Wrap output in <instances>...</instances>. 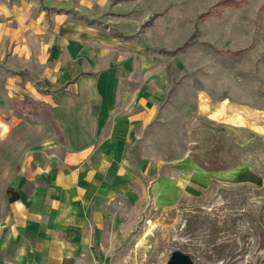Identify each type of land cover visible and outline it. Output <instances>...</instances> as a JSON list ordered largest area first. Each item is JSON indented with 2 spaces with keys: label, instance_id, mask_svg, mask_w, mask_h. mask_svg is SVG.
<instances>
[{
  "label": "crops",
  "instance_id": "0c3cea01",
  "mask_svg": "<svg viewBox=\"0 0 264 264\" xmlns=\"http://www.w3.org/2000/svg\"><path fill=\"white\" fill-rule=\"evenodd\" d=\"M113 1L0 0V264H111L138 222L127 148L132 127L166 100V78L144 59L128 14L101 16L117 13ZM181 73L197 115L232 124L230 110L242 113L241 102L215 99V81L204 89ZM133 105L143 113L130 115ZM26 128L36 136L23 139ZM219 172L186 158L156 180L153 204L174 206L188 190L226 183Z\"/></svg>",
  "mask_w": 264,
  "mask_h": 264
},
{
  "label": "rangeland",
  "instance_id": "374dc122",
  "mask_svg": "<svg viewBox=\"0 0 264 264\" xmlns=\"http://www.w3.org/2000/svg\"><path fill=\"white\" fill-rule=\"evenodd\" d=\"M113 3L117 13L101 16L133 19L144 59L165 72L166 100L152 120L132 127L127 154L137 169L142 203L135 228L111 264H166L174 251L193 264H264V0ZM181 72L204 89L215 81V99L241 102L242 113L237 104L230 110L232 124L197 115L191 86L181 88ZM223 81L229 83L225 90ZM142 83L136 75L135 86ZM128 113L137 116L143 109L133 105ZM41 120L39 131L46 126ZM36 134L26 128L23 139ZM191 156L214 169H237L236 176L218 178L226 183L214 180L209 190H188L174 206L154 205L156 180Z\"/></svg>",
  "mask_w": 264,
  "mask_h": 264
},
{
  "label": "water",
  "instance_id": "95a60500",
  "mask_svg": "<svg viewBox=\"0 0 264 264\" xmlns=\"http://www.w3.org/2000/svg\"><path fill=\"white\" fill-rule=\"evenodd\" d=\"M166 264H193V262L186 254L174 251Z\"/></svg>",
  "mask_w": 264,
  "mask_h": 264
},
{
  "label": "trees",
  "instance_id": "16d2710c",
  "mask_svg": "<svg viewBox=\"0 0 264 264\" xmlns=\"http://www.w3.org/2000/svg\"><path fill=\"white\" fill-rule=\"evenodd\" d=\"M156 16V15H155ZM195 162L203 169L207 170V171H223L226 170L225 168L222 169H214L213 166H211V164L205 165L203 163H201L198 158L194 157ZM9 194H10V200L11 201H15L16 199H18L19 195L15 192H13V190H9Z\"/></svg>",
  "mask_w": 264,
  "mask_h": 264
},
{
  "label": "bare ground",
  "instance_id": "6f19581e",
  "mask_svg": "<svg viewBox=\"0 0 264 264\" xmlns=\"http://www.w3.org/2000/svg\"><path fill=\"white\" fill-rule=\"evenodd\" d=\"M236 173H237V169H233V170H229L225 172H219V173H216L215 175L217 176V178L221 180L232 181L234 180Z\"/></svg>",
  "mask_w": 264,
  "mask_h": 264
}]
</instances>
